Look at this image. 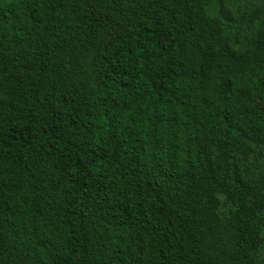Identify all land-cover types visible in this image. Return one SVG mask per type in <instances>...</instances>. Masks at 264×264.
Masks as SVG:
<instances>
[{
    "label": "trees",
    "instance_id": "16d2710c",
    "mask_svg": "<svg viewBox=\"0 0 264 264\" xmlns=\"http://www.w3.org/2000/svg\"><path fill=\"white\" fill-rule=\"evenodd\" d=\"M0 264H264V0H0Z\"/></svg>",
    "mask_w": 264,
    "mask_h": 264
}]
</instances>
